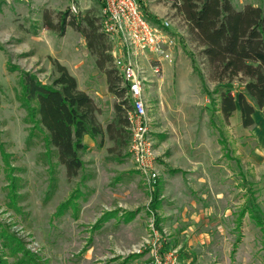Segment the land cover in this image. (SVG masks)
I'll list each match as a JSON object with an SVG mask.
<instances>
[{
  "label": "rangeland",
  "instance_id": "obj_1",
  "mask_svg": "<svg viewBox=\"0 0 264 264\" xmlns=\"http://www.w3.org/2000/svg\"><path fill=\"white\" fill-rule=\"evenodd\" d=\"M231 1L238 9L264 7V0ZM139 3L153 22L171 21L175 40L171 61H164V83L147 92L158 178L149 183L128 148L109 152L114 143L105 134L87 149L77 178L68 180L65 168L57 167L50 192L43 142L34 140L27 149V113L18 99L21 77L33 72L49 83L58 75L54 62L63 59L78 75L80 89L102 97L96 104L106 128L115 116L112 99L119 100L94 72V56L82 34L70 25L64 36L58 31L65 14L66 22L75 19L84 26L89 15L100 25L102 3L0 0V233L18 237L39 264H156L153 250L167 264H264V159L258 145L239 111L232 122L220 114L216 82L181 2ZM45 15L55 30L45 26ZM154 189L159 193L152 202ZM66 201L72 203L59 211Z\"/></svg>",
  "mask_w": 264,
  "mask_h": 264
},
{
  "label": "trees",
  "instance_id": "obj_2",
  "mask_svg": "<svg viewBox=\"0 0 264 264\" xmlns=\"http://www.w3.org/2000/svg\"><path fill=\"white\" fill-rule=\"evenodd\" d=\"M179 1L195 41L203 48L201 53L210 68V78L216 82L213 93L220 96L219 110L223 119L228 121L239 111L242 126H252L255 111L264 107V7L246 5L238 9L231 0ZM65 15L59 24V34L63 36L68 25L82 34L88 51L96 58L97 68L106 76L109 92L119 101L114 104L115 116L104 128L98 119L100 108L79 88L77 79L64 65L54 62L58 75L49 83L42 82L33 72H23L18 99L27 113L24 118L29 125L27 149L34 140L43 142L42 157L51 176L50 192L56 186L58 166L65 168L68 180L77 178L84 170L83 156L88 149L84 144L85 135L96 138L106 134L114 143L109 152L128 148L130 140L129 100L120 86L121 78L113 65L108 37L93 17L86 16L83 26L75 19L66 22ZM44 20L49 29L57 28L48 15ZM235 80L243 81L233 87ZM234 91H237L236 95ZM154 190L152 202L159 193ZM71 203L61 204L59 211ZM156 205H151V211L157 216ZM254 218L263 226L261 219ZM158 222L159 219H155V229ZM1 236L0 264H10L8 256L13 258L12 264H39L38 258L25 250L18 237L8 231L1 232ZM165 249L160 250L162 254Z\"/></svg>",
  "mask_w": 264,
  "mask_h": 264
},
{
  "label": "built area",
  "instance_id": "obj_3",
  "mask_svg": "<svg viewBox=\"0 0 264 264\" xmlns=\"http://www.w3.org/2000/svg\"><path fill=\"white\" fill-rule=\"evenodd\" d=\"M101 31L112 43L113 65L121 78V88L129 100L130 140L128 152L136 169L147 176L149 183L156 182L154 139L150 131L147 92L153 78L162 75L163 61H171L169 48L175 40L169 32L172 23L168 18L153 22L142 11L139 0H100ZM71 12L77 13L75 5ZM120 46L121 50H117ZM154 55V58H150ZM160 251V250H159ZM156 264H167L153 250ZM165 261V262H164Z\"/></svg>",
  "mask_w": 264,
  "mask_h": 264
},
{
  "label": "crops",
  "instance_id": "obj_4",
  "mask_svg": "<svg viewBox=\"0 0 264 264\" xmlns=\"http://www.w3.org/2000/svg\"><path fill=\"white\" fill-rule=\"evenodd\" d=\"M150 11H151V9H149ZM66 33V32H65ZM172 34V33H171ZM65 35V34H64ZM63 35V36H64ZM172 35H174V34H172ZM173 38H174V36H172ZM84 39V38H83ZM85 41V40H84ZM112 48H113V46H112ZM171 49H173V48H169V52H170V56H171V52H172V50ZM203 48L202 47H200V50H202ZM117 50H121V48H120V46H118L117 47ZM87 51H88V49H87ZM173 51H175V50H173ZM89 52V51H88ZM90 53V52H89ZM60 64H62V65H64L68 70H70V66H68V65H66V61L64 62V60L63 59H56ZM78 61H80L79 59H76V62H78ZM167 61V60H166ZM165 61V62H166ZM76 62H74V66H76L75 64H76ZM94 62H95V67H94V72L95 73H100L102 76H103V78H104V80H105V82H106V86L108 87V85H107V80H106V76H105V74L103 73V72H101L98 68H97V66H96V58H95V56H94ZM165 62L163 61L162 62V68H163V73H164V68H165ZM168 62H170V61H168ZM96 68V69H95ZM77 69V68H76ZM75 69V70H76ZM70 73L73 75V76H75V78L77 79V82H78V84L80 85V83H81V81H80V79H79V77H78V75L76 76V74L75 73H73V72H71V70H70ZM163 73H162V75H161V77H159L157 80L155 79V81H153L154 83H153V87H156V86H154V85H158L159 83H164V75H163ZM81 90H83L84 91V89H81ZM87 92H89L88 90H86ZM109 91V90H108ZM109 94H111L113 97H115L112 93H110L109 92ZM90 96L94 99V101L95 102H98V99L99 100H101L102 99V97H96V96H93V95H91L90 94ZM113 101V104H111V109H110V114H112L113 115V112H114V104L116 103V101L114 100V99H112ZM98 106V105H97ZM100 109H101V114L103 113L102 112V108H101V105H99L98 106ZM104 110V109H103ZM106 113H107V111H106ZM101 114H99L98 115V117L101 115ZM220 114H221V112H220ZM99 119V118H98ZM233 121V117H231L230 118V122H232ZM238 123V122H237ZM245 130H247V132H250L251 133V135H252V139H253V141H254V143H256L257 145H258V152H259V154L261 155V158H263L264 159V107L262 108V109H257L256 111H255V113H254V124L252 125V126H250V127H248V128H246ZM99 137V136H98ZM96 140H97V138H92V137H90L89 135H85L84 136V143L88 146V149H89V147H93L94 146V143L96 142ZM264 162V161H263Z\"/></svg>",
  "mask_w": 264,
  "mask_h": 264
}]
</instances>
